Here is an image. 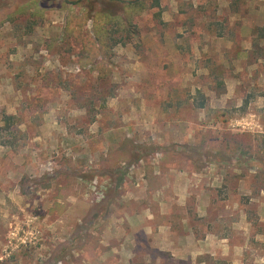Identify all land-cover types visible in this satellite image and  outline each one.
I'll return each instance as SVG.
<instances>
[{
    "label": "rangeland",
    "instance_id": "rangeland-1",
    "mask_svg": "<svg viewBox=\"0 0 264 264\" xmlns=\"http://www.w3.org/2000/svg\"><path fill=\"white\" fill-rule=\"evenodd\" d=\"M0 264H264V0H0Z\"/></svg>",
    "mask_w": 264,
    "mask_h": 264
},
{
    "label": "trees",
    "instance_id": "trees-1",
    "mask_svg": "<svg viewBox=\"0 0 264 264\" xmlns=\"http://www.w3.org/2000/svg\"><path fill=\"white\" fill-rule=\"evenodd\" d=\"M80 3V2H79ZM159 5V3H157ZM120 9V11L123 12V15H120L117 12V9ZM142 3L140 4L138 1L136 2H126V1H120L119 2H103L102 7L100 10H95L93 14V24H94V31L95 33L92 34V36H88L85 39L92 40L91 46L95 45V43L99 46L98 50L103 52L106 49V41H105V28L106 25L112 24L114 22H121V23H130V16L129 14L132 12H140L142 9ZM89 9V8H88ZM91 10L93 8H90ZM90 35V34H89ZM81 37V35H80ZM83 39L82 41L84 42ZM88 45V44H85ZM90 45V44H89ZM86 48V47H85ZM86 51L88 50L89 52H93L94 48L88 47L85 49ZM90 55V53H88ZM90 57V56H89ZM93 63V62H92ZM102 67L101 65H95L93 66L94 70H101Z\"/></svg>",
    "mask_w": 264,
    "mask_h": 264
},
{
    "label": "crops",
    "instance_id": "crops-1",
    "mask_svg": "<svg viewBox=\"0 0 264 264\" xmlns=\"http://www.w3.org/2000/svg\"><path fill=\"white\" fill-rule=\"evenodd\" d=\"M137 221V220H136ZM146 221L147 220H145V223H146ZM149 222H148V226L146 225V227H144L143 229H144V231H145V233H148L150 236H152V237H154L155 236V239L158 237V238H162V240H163V236L168 240V242L170 243V247H173V249H172V252H173V256H176L177 254H176V252L174 251V247H175V240L173 239V238H171V237H167L166 236V232L168 231L166 228H165V224H163V223H160L159 221H157V229H153L149 224H150V221L151 220H148ZM139 223H141L142 224V222L141 221H139ZM147 224V223H146ZM142 226H144L143 224H142ZM164 233V234H163ZM165 243V242H164ZM168 246V245H167ZM163 248V250H165L166 248H165V246H162Z\"/></svg>",
    "mask_w": 264,
    "mask_h": 264
}]
</instances>
